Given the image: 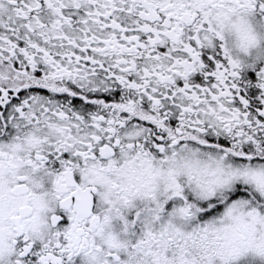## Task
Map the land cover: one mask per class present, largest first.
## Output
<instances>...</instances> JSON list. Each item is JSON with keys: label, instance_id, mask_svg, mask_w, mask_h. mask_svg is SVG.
I'll return each instance as SVG.
<instances>
[{"label": "snow or ice", "instance_id": "snow-or-ice-1", "mask_svg": "<svg viewBox=\"0 0 264 264\" xmlns=\"http://www.w3.org/2000/svg\"><path fill=\"white\" fill-rule=\"evenodd\" d=\"M0 264H264V0H0Z\"/></svg>", "mask_w": 264, "mask_h": 264}]
</instances>
